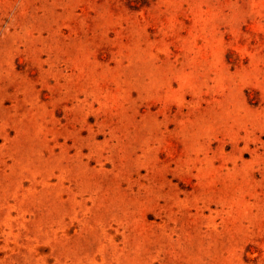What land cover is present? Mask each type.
<instances>
[{"label": "rangeland", "instance_id": "obj_1", "mask_svg": "<svg viewBox=\"0 0 264 264\" xmlns=\"http://www.w3.org/2000/svg\"><path fill=\"white\" fill-rule=\"evenodd\" d=\"M0 264H264V0H0Z\"/></svg>", "mask_w": 264, "mask_h": 264}]
</instances>
